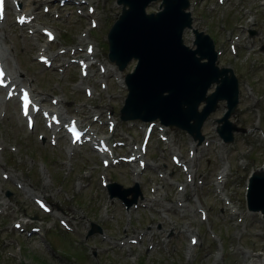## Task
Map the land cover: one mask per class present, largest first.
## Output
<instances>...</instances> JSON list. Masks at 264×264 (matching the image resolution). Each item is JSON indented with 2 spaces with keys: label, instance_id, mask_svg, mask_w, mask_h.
<instances>
[{
  "label": "rangeland",
  "instance_id": "rangeland-1",
  "mask_svg": "<svg viewBox=\"0 0 264 264\" xmlns=\"http://www.w3.org/2000/svg\"><path fill=\"white\" fill-rule=\"evenodd\" d=\"M52 1L36 0L34 5L29 3L31 9L39 12L38 22L56 31L57 39L50 45L51 51L62 47L77 49V46L92 44V61L97 62L100 74L94 68L92 74L82 80L77 66L66 60L68 54L57 59L61 66L56 69L47 70L38 65L34 57L41 50L43 38L39 34L28 35V28L18 29L14 26L12 12L8 9L7 19L0 25V48L8 58L7 71L16 72L20 84L30 83L34 95L44 101L45 106L50 104L51 97H57L61 103L60 112L66 117L78 116L83 124L90 122L92 114H100L104 121L111 119L115 123V130L108 134L114 137L113 141H138L139 145L142 123L122 122L119 119V110L126 97L122 80L131 68L119 72L107 60L105 36L120 12L115 0H89L94 14L86 19L77 15L72 2L66 5L58 17L54 12L43 14L41 10L44 4L51 11L58 8V4L51 7ZM198 1L193 0L192 8L195 27L211 33L217 46L225 50L218 65L234 71L240 89V102L231 121L248 132L234 133L231 144L221 143L215 127L216 119L224 112L222 103L203 127L205 142L200 147L174 128L165 130L171 139L169 146L153 133L152 139L147 142V158L156 170H146L145 173L158 183L157 201L147 211H139L140 204L146 203V198L153 195L149 191L151 182L132 175L125 165L103 171L97 155L87 146L74 150L70 156L67 152L68 143L62 136L56 147H52L46 137L37 139L40 130L29 133L19 116L18 105L13 101L4 102V92L0 90V114L4 113L3 118L0 117V176L3 172L9 177L6 182L0 177V202L5 206V213L0 216V264H250L253 261L251 254L264 256V221L258 213H248L245 204L247 177L252 171L262 166L264 168V3L259 0H228L217 12L210 13L206 7L196 5ZM215 3V0H208L210 5ZM82 9L85 11L86 6ZM157 10L158 4L148 9L149 12ZM248 16L254 17V24L247 23ZM91 20L95 24L93 28L90 27ZM250 29L255 30V36H250ZM234 35L239 37V42L237 54L231 56L229 44ZM188 38L190 35L186 33L185 43H188ZM101 70L105 72L103 75ZM100 80L104 82L103 89L98 82ZM84 86L92 90L90 98L84 95ZM155 124L159 126L158 122ZM171 148L179 149L183 155L186 149L188 152L193 151L200 159L194 163L188 162L189 169L193 167L194 179L181 193H177L176 185H167L169 180L166 178L176 176L179 171L172 170L169 160ZM102 171L110 180L119 179L128 186L136 181L135 177L143 182L144 199L137 202V209L125 213L117 201H110L106 197L98 180ZM223 171L228 176L221 193H226L231 201L230 206L237 208V215H233L229 206L220 201L217 195L219 191L213 183L216 175ZM158 174L164 175V178L160 180ZM177 179L178 183L183 182L181 174ZM15 182L24 185L29 193L45 197L53 206V213L49 216L40 213L29 200V194L17 190ZM183 184H188L186 179ZM124 187L127 188L126 185ZM6 191L11 192L10 198L5 197ZM195 200L200 202L208 215L206 223L200 220ZM153 209H159V212L154 213ZM55 216L66 219L73 229L72 234L59 227ZM25 217H37L38 222L32 224ZM87 219L92 223L103 224L111 239L104 240L102 236L85 238ZM129 219L132 228L136 223H140L137 224L139 228H148L130 229ZM13 221L30 222L28 227L42 226V235L44 232L46 234L44 238H22L25 242L22 261L19 253L15 258L8 254V251L14 253L18 249L10 237H20L18 232L12 230ZM154 221L161 224L160 230H155L159 225L154 224ZM51 226L53 229L48 230ZM210 230L216 236L214 240L207 235ZM170 232L171 237L168 236ZM196 232L199 244L189 254L188 233ZM126 237H141L142 240L141 245L131 246L129 255H126L128 246H122L121 249L116 247V243L124 242ZM16 242L21 245L18 240ZM94 244L109 249V254L104 258L98 257L101 252H105L103 249H93ZM49 247L65 260L50 256ZM145 249H148V255L143 254ZM94 252H97L94 255L97 258L91 257Z\"/></svg>",
  "mask_w": 264,
  "mask_h": 264
},
{
  "label": "water",
  "instance_id": "water-1",
  "mask_svg": "<svg viewBox=\"0 0 264 264\" xmlns=\"http://www.w3.org/2000/svg\"><path fill=\"white\" fill-rule=\"evenodd\" d=\"M154 1L116 0L121 15L107 36L108 58L120 71L132 59L138 61L134 72L125 77L129 93L120 111L121 119L159 118L163 124L176 125L201 139L203 121L218 101L225 100L228 112L221 120L225 123L220 132L231 142L227 119L236 105V80L228 70L214 66L216 55L207 36L194 31L196 50L183 47L182 32L191 27L189 16L183 13L186 0H162L160 13L146 15V7ZM203 59L207 63H201ZM212 84H216V90L206 96ZM201 102L205 107L199 113ZM248 203L250 209L264 214V174H255L250 180Z\"/></svg>",
  "mask_w": 264,
  "mask_h": 264
},
{
  "label": "bare ground",
  "instance_id": "bare-ground-1",
  "mask_svg": "<svg viewBox=\"0 0 264 264\" xmlns=\"http://www.w3.org/2000/svg\"><path fill=\"white\" fill-rule=\"evenodd\" d=\"M86 15L87 16H90L89 14H86ZM86 48H87V54H89L92 51L91 45L90 44H87L86 45ZM251 258L253 259V261L250 264H264V258L260 259L259 256H256V255L255 256H251Z\"/></svg>",
  "mask_w": 264,
  "mask_h": 264
},
{
  "label": "snow or ice",
  "instance_id": "snow-or-ice-1",
  "mask_svg": "<svg viewBox=\"0 0 264 264\" xmlns=\"http://www.w3.org/2000/svg\"><path fill=\"white\" fill-rule=\"evenodd\" d=\"M0 3H2V0H0ZM0 15H2V13H0ZM21 22H23V19H21ZM0 75H2V73H0ZM24 99H25V102H27V94H25V97H24ZM27 105L25 104V107H26ZM27 114V113H26Z\"/></svg>",
  "mask_w": 264,
  "mask_h": 264
}]
</instances>
